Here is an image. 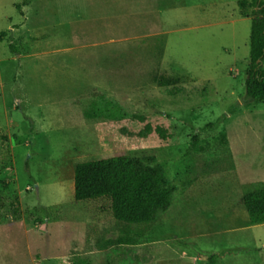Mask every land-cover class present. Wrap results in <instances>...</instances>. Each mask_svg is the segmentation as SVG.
Here are the masks:
<instances>
[{
    "label": "rangeland",
    "instance_id": "rangeland-1",
    "mask_svg": "<svg viewBox=\"0 0 264 264\" xmlns=\"http://www.w3.org/2000/svg\"><path fill=\"white\" fill-rule=\"evenodd\" d=\"M239 1L0 0V264H264L242 200L264 186V102L246 96ZM119 152L170 179L149 225L75 198L76 165Z\"/></svg>",
    "mask_w": 264,
    "mask_h": 264
},
{
    "label": "trees",
    "instance_id": "trees-1",
    "mask_svg": "<svg viewBox=\"0 0 264 264\" xmlns=\"http://www.w3.org/2000/svg\"><path fill=\"white\" fill-rule=\"evenodd\" d=\"M242 13L253 7L251 28V55L247 70L246 96L264 102V1L240 0ZM88 118L97 115L87 109ZM159 128L148 124L150 131ZM76 200L108 198L114 217L125 224L149 225L160 212L166 211L173 201V187L165 169L160 165L127 155L107 154L96 159H86L76 165L74 177ZM252 224L264 223V186L243 196Z\"/></svg>",
    "mask_w": 264,
    "mask_h": 264
},
{
    "label": "crops",
    "instance_id": "crops-1",
    "mask_svg": "<svg viewBox=\"0 0 264 264\" xmlns=\"http://www.w3.org/2000/svg\"><path fill=\"white\" fill-rule=\"evenodd\" d=\"M139 12H137V14H138ZM150 13H151V9L149 10V9H145L144 10V12H143V15L145 16V19L142 17H140V15L139 16H136V17H134V19L137 21V22H141L143 19L145 20V21H147L148 19H149V16H150ZM241 13V12H240ZM136 14V15H137ZM152 14H153V11H152ZM122 15V14H121ZM243 15V14H242ZM244 16V15H243ZM118 19H120V18H118ZM118 19H116V20H118ZM122 19H123V16H122ZM122 19H121V21H122ZM111 20H112V17H111ZM264 224V223H263Z\"/></svg>",
    "mask_w": 264,
    "mask_h": 264
}]
</instances>
